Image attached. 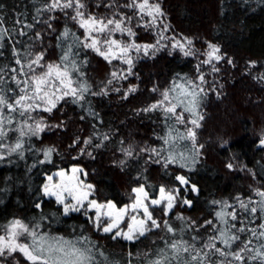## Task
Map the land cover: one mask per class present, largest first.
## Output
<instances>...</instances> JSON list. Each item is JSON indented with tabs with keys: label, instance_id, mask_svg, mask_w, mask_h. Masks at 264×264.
<instances>
[{
	"label": "snow or ice",
	"instance_id": "1",
	"mask_svg": "<svg viewBox=\"0 0 264 264\" xmlns=\"http://www.w3.org/2000/svg\"><path fill=\"white\" fill-rule=\"evenodd\" d=\"M30 2L34 14L29 18L27 12L20 13L12 19L10 27L3 14L4 5L0 3V165L14 163L12 157L26 160V153L43 157L34 160L30 168L38 164H53V154H59L56 149L52 146L35 147L33 140H40L43 133L54 127H62L63 122L51 125L41 114L51 116L62 104L71 103L83 110L81 120L86 117L98 120L99 114L91 109V102L86 97L89 94L108 95L109 85L133 75L134 61L140 58L141 53L145 57L154 56L159 50L158 45L168 46L161 45V41L170 39L171 48L184 56L195 54L191 39L165 36L170 26L164 23L166 13L159 0H91V6L90 0ZM92 6L97 9L104 7L108 11L103 14L93 12ZM61 19L65 23L62 31H58L56 22ZM69 20L82 30L79 34L68 25ZM136 28L155 29L156 43H137ZM118 35L127 39L117 38ZM53 37L55 47L60 51L58 60L50 62L46 56ZM207 49L205 59L197 65L195 78L183 77L182 82L174 81L162 91L155 87L152 89L159 92L161 98L141 111L160 112L166 131L156 135V139L162 141L159 148L144 145L139 149L147 154L146 165L158 164L165 170L175 166L193 171L199 163L203 145L198 142L196 129L201 127L204 119L199 109L207 95L203 87L206 83L203 66L209 65L212 72H218L216 65L225 60L219 46L208 44ZM84 50L95 53L110 65L118 60L127 68L115 70L113 66L114 70L104 86L93 91L83 72L88 64L87 58L81 57ZM226 62L233 63L231 60ZM111 90L120 91L118 87ZM135 91V87L128 89V92ZM122 98L127 99V94ZM180 127L184 130L180 131ZM109 138L105 134L97 137L100 142L92 144V137H89L83 141L80 155L91 157L92 153L86 152L87 146L102 148L103 141ZM76 143H80L79 139L72 146ZM259 145L264 148V136L260 137ZM122 151L126 157L139 159V156H133L135 148L132 145ZM126 163V160L120 161L122 170ZM226 167L233 169L234 166L228 163ZM87 175L83 168L73 166L70 171L61 169L46 176L41 196L54 200L59 206V212L51 214L53 221L58 222L61 215L67 217L81 213L87 216L97 232L113 240L122 239L134 245L145 240H151L153 244L157 239L162 240L163 247L157 246L152 253L137 254V259L142 257L141 264H264V187H254L246 196L235 195L231 201L212 200L211 205L216 209L214 218L199 225L177 215L176 219L187 222V232L196 233L185 239V228L178 230L169 220L160 219L161 215L167 217L172 214L178 203L191 207L190 200L180 198V187L162 185L158 196H153V186L147 182V177L138 175L136 179H143L145 183L132 188L129 205L119 207L112 201L101 203L91 198L95 195V188L87 182ZM253 177L256 178L255 174ZM175 180L185 186L184 191L199 192L195 185L189 186L184 175H175ZM4 191L0 188V193ZM42 202L34 204L40 213L31 220L14 218L0 224V264H21L20 257L24 264H95L96 245L90 236L83 235V228L82 235L76 240L39 231L48 219ZM156 209L160 212L157 213ZM157 230L165 235L149 236ZM99 254L104 255L102 252ZM132 255L129 253V257ZM101 264L113 262L105 257ZM128 264H132L131 259Z\"/></svg>",
	"mask_w": 264,
	"mask_h": 264
},
{
	"label": "trees",
	"instance_id": "2",
	"mask_svg": "<svg viewBox=\"0 0 264 264\" xmlns=\"http://www.w3.org/2000/svg\"><path fill=\"white\" fill-rule=\"evenodd\" d=\"M159 2L166 13L164 22L170 26L168 36L191 39L195 54L184 56L168 44L167 47L158 45L159 50L155 51L154 56L145 57L141 53L140 58L134 61L133 75L126 80L114 81L113 85L108 86L106 96L89 94L86 97L91 102V109L99 114L98 120L91 117L81 120L83 110L71 103L62 104L51 116L42 113L49 124L63 122V126L46 131L40 140L34 139V146H52L59 154H53V164H38L35 168H30L33 161L43 157L30 153H26V160L12 157L14 163L0 165V188L5 189L0 193V224L14 218L31 220L40 213L34 204L42 200V209L48 219L39 231L76 240L82 235L83 228V235L90 236L95 242V264H101L105 257L113 264H128L130 259L132 264H141L142 257L137 259V254L152 253L157 246L163 247L162 240L157 239L155 244L145 240L135 245L122 239L113 240L97 232L87 216L81 213H72L67 217L61 215L58 222L53 221L51 214L58 213L59 206L54 200L41 196V186L46 176L60 169L79 166L88 173L87 182L94 185L95 198L102 202L112 201L119 207L128 203L132 188L145 183L143 179H136L138 175L147 177V182L153 186V196H158V189L162 185L180 187V198L190 200L191 207L178 203L172 214L160 218L169 220L178 230L181 227L186 230L187 222L176 219L177 215L199 225L214 218L216 209L211 205L212 200L231 201L235 195L246 196L252 188L264 187V148L259 145L260 137L264 136V79H261L264 77V3L261 0ZM0 3L4 5L3 14L9 27L12 19L20 13L27 12L29 18L34 14L30 0H0ZM92 11L103 14L108 9L92 6ZM64 23L63 19L56 22L58 31H62ZM67 23L78 34L82 31L70 20ZM135 30L138 33L137 43H156L158 37L151 29ZM117 38L127 39L119 35ZM55 44L53 37L46 56L50 62L59 58L60 50ZM208 44L219 46L225 60L217 64L218 72L203 66L206 72L203 87L207 95L199 109L204 119L201 127L196 129L198 142L203 145L199 163L193 171L175 166L165 170L158 164L146 165L147 154L139 149L144 145L159 148L162 141L157 140L156 135L163 134L166 129L160 112L145 113L141 110L161 98L159 92L152 91L154 87L162 91L174 81L182 82L183 77L195 78L198 75L197 65L201 64ZM81 57L88 60L83 72L93 91H99L104 86L114 70L113 66L115 70L127 68L118 61L110 65L88 50L82 51ZM227 60L233 63L229 64ZM113 87H118L120 91L111 90ZM132 87L136 91L128 92ZM126 94L127 99H123ZM93 124L96 125L95 129ZM183 130L180 127V131ZM105 134L110 138L103 141L104 147L94 149L89 145L86 152H91L92 156L80 155L84 140L92 137V144H96L100 142L97 137ZM77 139L80 143L72 146ZM129 145L135 148L133 156H139V159L124 155L122 149ZM122 160L127 161L123 170L120 165ZM228 163L233 164V169L226 167ZM177 174L184 175L189 180V186L195 185L199 192L184 191L175 180ZM200 232L203 233L204 229L201 228ZM192 234L196 233L186 230L185 239ZM158 235L165 233L160 230L149 233L153 238ZM101 252L103 256L99 254ZM129 253L133 255L129 257ZM20 260L24 264L23 259Z\"/></svg>",
	"mask_w": 264,
	"mask_h": 264
},
{
	"label": "rangeland",
	"instance_id": "3",
	"mask_svg": "<svg viewBox=\"0 0 264 264\" xmlns=\"http://www.w3.org/2000/svg\"><path fill=\"white\" fill-rule=\"evenodd\" d=\"M145 20H147V17H145ZM165 23V22H164ZM167 25V24H166ZM155 34H156V30L155 29H151ZM157 35V34H156ZM165 36L166 37H168V38H170L171 36H168V33H165ZM120 39H122V38H120ZM181 40V39H180ZM163 44H168L169 46L171 45V40L170 39H165V40H163V41H161V45H163ZM160 47H162V46H160ZM171 47V46H170ZM192 50H193V52L195 53L196 51H195V48H194V46H192ZM208 50V49H207ZM135 53H132V55H134ZM203 60L205 59V56L203 55ZM114 61H118V60H114ZM119 62V61H118ZM120 63V62H119ZM213 63H215V61L213 62ZM123 67H127V65H123V64H121ZM217 66V65H216ZM204 67L205 68H210V66L209 65H204ZM203 73L204 74H206V72H204L203 71ZM208 74V73H207ZM72 168V167H71ZM71 168H69V169H63V170H66V171H70V169ZM61 170V169H60ZM59 171V170H58ZM57 171H55V172H53L52 174H55ZM86 180H87V177H86ZM185 186H182V188H184ZM91 198H94V199H96L95 198V195L93 196V197H91ZM97 200V199H96ZM97 201H99V200H97ZM99 202H101V203H105V202H102V201H99ZM132 201H131V199L128 201V203L126 204V205H129L130 203H131ZM122 207H124V206H122ZM156 212L157 213H159L160 212V210L159 209H156ZM88 215L89 216H91L92 215V213H88ZM161 217H164V216H160V218ZM168 217V216H167ZM122 227H123V225H122ZM101 233V232H100ZM103 234V233H102ZM20 259H23L22 257H20Z\"/></svg>",
	"mask_w": 264,
	"mask_h": 264
}]
</instances>
